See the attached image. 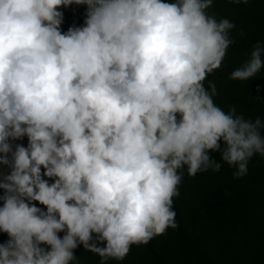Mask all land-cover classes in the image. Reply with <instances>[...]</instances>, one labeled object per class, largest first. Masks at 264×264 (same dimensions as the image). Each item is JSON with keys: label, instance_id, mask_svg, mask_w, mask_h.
I'll list each match as a JSON object with an SVG mask.
<instances>
[{"label": "clouds", "instance_id": "obj_1", "mask_svg": "<svg viewBox=\"0 0 264 264\" xmlns=\"http://www.w3.org/2000/svg\"><path fill=\"white\" fill-rule=\"evenodd\" d=\"M214 2L0 0V264L122 261L178 227L185 175L264 157V119L214 100L236 28ZM262 69L257 42L229 79Z\"/></svg>", "mask_w": 264, "mask_h": 264}, {"label": "trees", "instance_id": "obj_2", "mask_svg": "<svg viewBox=\"0 0 264 264\" xmlns=\"http://www.w3.org/2000/svg\"><path fill=\"white\" fill-rule=\"evenodd\" d=\"M68 10L64 12L63 31L79 26ZM15 143L26 146L27 138ZM212 155L219 160V155ZM234 171L224 165L219 173L209 170L195 177L185 175V185L194 178L203 179L209 172L216 180L200 191L191 205L192 213H188L190 216L204 211L198 213L199 227L193 222L186 225L174 198L178 227L168 229L147 245L133 246L124 260H113V264H264V157L258 162L250 161L243 178L234 179Z\"/></svg>", "mask_w": 264, "mask_h": 264}, {"label": "rangeland", "instance_id": "obj_3", "mask_svg": "<svg viewBox=\"0 0 264 264\" xmlns=\"http://www.w3.org/2000/svg\"><path fill=\"white\" fill-rule=\"evenodd\" d=\"M66 10L68 9H62L63 12ZM70 10L77 24L82 25L84 18L81 15V6L72 5ZM70 10H68L69 13ZM209 11L218 19L225 17L236 24V28L231 32L235 43L228 49L221 68L208 77L216 85L218 93L214 97L216 104L225 111L235 106L237 112L247 119L254 120L257 117L264 119V69L249 81L229 79V74L248 60L254 45L257 42H264V0H248L247 4L215 0L213 8ZM262 159L263 157L257 155L251 161L258 162ZM213 181L216 182L214 175L209 172L207 176L204 175L203 179L194 178L187 181L186 185L184 181L182 182L179 189L180 194L176 199L180 206L181 218L187 220L186 225L193 222L195 227H199L201 224L198 213L203 214V210H198L196 214L190 216L188 213H192L191 205L195 202L196 196L201 194L202 189L214 185ZM5 240H7L6 234H0V242ZM75 255L78 257V264H99L100 258L85 251L83 246L75 250ZM109 264L113 262L109 261Z\"/></svg>", "mask_w": 264, "mask_h": 264}]
</instances>
